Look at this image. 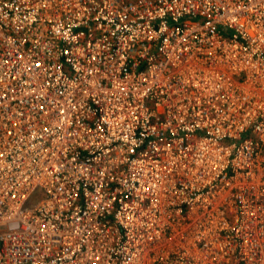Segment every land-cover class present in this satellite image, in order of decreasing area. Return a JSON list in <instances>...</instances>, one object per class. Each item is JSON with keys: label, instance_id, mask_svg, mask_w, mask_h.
<instances>
[{"label": "built area", "instance_id": "obj_1", "mask_svg": "<svg viewBox=\"0 0 264 264\" xmlns=\"http://www.w3.org/2000/svg\"><path fill=\"white\" fill-rule=\"evenodd\" d=\"M0 264H264V0H0Z\"/></svg>", "mask_w": 264, "mask_h": 264}]
</instances>
